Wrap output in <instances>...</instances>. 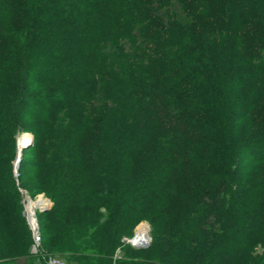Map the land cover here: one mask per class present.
<instances>
[{
  "label": "trees",
  "instance_id": "trees-1",
  "mask_svg": "<svg viewBox=\"0 0 264 264\" xmlns=\"http://www.w3.org/2000/svg\"><path fill=\"white\" fill-rule=\"evenodd\" d=\"M23 193L52 201L36 256L254 264L264 0H0V263L33 255ZM144 220L151 245L114 261Z\"/></svg>",
  "mask_w": 264,
  "mask_h": 264
},
{
  "label": "rangeland",
  "instance_id": "rangeland-1",
  "mask_svg": "<svg viewBox=\"0 0 264 264\" xmlns=\"http://www.w3.org/2000/svg\"><path fill=\"white\" fill-rule=\"evenodd\" d=\"M25 136V138H26V140L28 139V138H31V137H33V135L31 134V133H27V132H23V133H20L19 135H17L16 136V140H15V145H14V148H13V153L15 152V157L12 159V166H13V174H14V177L17 179L18 178V176H19V168L17 169V171L15 172V169H14V164H15V162H17V161H15L16 160V158H17V152H18V142H19V138H21L22 136ZM24 144V143H23ZM32 146H33V142H32V144L28 147V148H32ZM30 149H23V146H22V148H21V156L23 155V153H25V154H28V155H30V154H32L31 153V150ZM32 162V161H31ZM34 162V161H33ZM30 170V172H32V169H29ZM29 183H30V181H29ZM28 184V183H27ZM23 195H25V196H27V194L25 193H23ZM32 196H34L33 198H35L34 200H32L29 196H27V198L31 201V202H36V201H40V200H43L44 202H45V205L46 206H48L49 208L51 207V205H52V201H51V199L49 198V196L47 195V194H45V193H39V194H34L33 193V195ZM24 197V196H23ZM24 199V198H23ZM48 208V209H49ZM27 210V201H26V206H24V210ZM28 222V221H27ZM38 222V221H37ZM29 225V224H28ZM141 226H145L146 228H148V233H149V236H150V238H151V241H150V244H149V246L151 245V243H152V233H153V226L151 225V223L149 222V221H147V220H144V221H142L141 223H139V225L137 226V227H135V229H134V232H133V235L131 236V237H129V236H124L122 239H121V246L120 247H118L117 248V250H116V252H115V254H114V256H113V258H114V261H117L118 259H121L123 256H124V249L126 248L125 246H127V247H129V249H125V251L126 252H128V251H130L131 253H134V252H137L138 250H141V249H146V248H137V247H135V246H133V245H130V244H128L127 243V240L128 239H130V238H133L134 237V235H135V233L137 232V230H139L140 228L139 227H141ZM125 245V246H124ZM148 246V247H149ZM125 247V248H124ZM147 247V248H148ZM131 248V249H130ZM263 251H264V249L262 248V247H257L256 248V251H255V253H254V256H257L258 258L259 257H261V255L263 254ZM49 255H51V254H49ZM52 255L53 256H57V257H59V258H61V259H63L67 264H77V263H72V261H70V260H68L67 259V257H65V256H63L62 254H60V253H52ZM259 255V256H258ZM256 257V260H253L254 261V264H264V259H261V260H258V258ZM251 261V260H250ZM252 262V261H251Z\"/></svg>",
  "mask_w": 264,
  "mask_h": 264
},
{
  "label": "built area",
  "instance_id": "built-area-1",
  "mask_svg": "<svg viewBox=\"0 0 264 264\" xmlns=\"http://www.w3.org/2000/svg\"><path fill=\"white\" fill-rule=\"evenodd\" d=\"M26 201L27 203L30 201L27 196H24L23 203L24 206H26ZM43 201V200H40ZM37 202V201H36ZM44 205H37L33 208L32 210V215L30 216L28 209L24 210V214L26 216V219L28 221L29 227L32 231L33 235V240L34 244L32 246V253L37 254L40 249V237H39V226L37 222V217H36V212L37 210H40L41 207ZM32 218V219H31ZM140 229L137 230L133 238H130L127 240V243L130 245H133L137 248H147L150 244L151 238L149 236V231L148 228L145 226L139 227ZM47 264H67L63 259L53 256V255H48L47 256Z\"/></svg>",
  "mask_w": 264,
  "mask_h": 264
},
{
  "label": "crops",
  "instance_id": "crops-1",
  "mask_svg": "<svg viewBox=\"0 0 264 264\" xmlns=\"http://www.w3.org/2000/svg\"><path fill=\"white\" fill-rule=\"evenodd\" d=\"M0 264H47V257H40L33 254L30 257H24L15 261Z\"/></svg>",
  "mask_w": 264,
  "mask_h": 264
},
{
  "label": "bare ground",
  "instance_id": "bare-ground-1",
  "mask_svg": "<svg viewBox=\"0 0 264 264\" xmlns=\"http://www.w3.org/2000/svg\"><path fill=\"white\" fill-rule=\"evenodd\" d=\"M30 140H31V138H28V139L26 140V138H25L24 135H23L21 138H19V142H18V152H17L18 157H17V159L20 157L22 146H23V148H24V146H25ZM23 143H24V144H23ZM16 161H17V160H16ZM42 204L45 206V202H44V201H37V202H31V201H29V202L27 203V209H28V212H29L30 216L32 215V210H33V208H34L35 206H37V205H42ZM31 219H32V218H31Z\"/></svg>",
  "mask_w": 264,
  "mask_h": 264
},
{
  "label": "water",
  "instance_id": "water-1",
  "mask_svg": "<svg viewBox=\"0 0 264 264\" xmlns=\"http://www.w3.org/2000/svg\"><path fill=\"white\" fill-rule=\"evenodd\" d=\"M32 142H33V137H31V140L24 146V148L23 149H26V148H28L31 144H32ZM17 157H18V154H17ZM16 160H17V162H15V164H14V169H15V172L17 171V169L19 168V163H20V160H21V154H20V157L17 159L16 158ZM15 160V161H16ZM48 206H43V207H41L40 208V211H47L48 210Z\"/></svg>",
  "mask_w": 264,
  "mask_h": 264
}]
</instances>
